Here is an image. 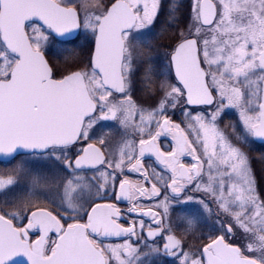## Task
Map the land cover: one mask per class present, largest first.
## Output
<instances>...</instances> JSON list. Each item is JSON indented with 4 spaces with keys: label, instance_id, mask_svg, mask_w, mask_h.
<instances>
[{
    "label": "snow or ice",
    "instance_id": "6c2138e0",
    "mask_svg": "<svg viewBox=\"0 0 264 264\" xmlns=\"http://www.w3.org/2000/svg\"><path fill=\"white\" fill-rule=\"evenodd\" d=\"M0 162V264H264V0H0Z\"/></svg>",
    "mask_w": 264,
    "mask_h": 264
},
{
    "label": "trees",
    "instance_id": "16d2710c",
    "mask_svg": "<svg viewBox=\"0 0 264 264\" xmlns=\"http://www.w3.org/2000/svg\"><path fill=\"white\" fill-rule=\"evenodd\" d=\"M185 3H187V0H184ZM255 148H260L261 146L260 145H254Z\"/></svg>",
    "mask_w": 264,
    "mask_h": 264
},
{
    "label": "rangeland",
    "instance_id": "374dc122",
    "mask_svg": "<svg viewBox=\"0 0 264 264\" xmlns=\"http://www.w3.org/2000/svg\"><path fill=\"white\" fill-rule=\"evenodd\" d=\"M4 165L0 163V167H3Z\"/></svg>",
    "mask_w": 264,
    "mask_h": 264
},
{
    "label": "flooded vegetation",
    "instance_id": "af4514ba",
    "mask_svg": "<svg viewBox=\"0 0 264 264\" xmlns=\"http://www.w3.org/2000/svg\"><path fill=\"white\" fill-rule=\"evenodd\" d=\"M145 219H147V218H145Z\"/></svg>",
    "mask_w": 264,
    "mask_h": 264
}]
</instances>
